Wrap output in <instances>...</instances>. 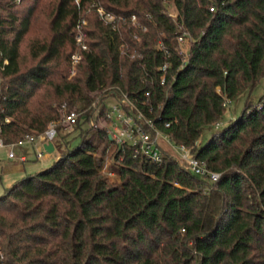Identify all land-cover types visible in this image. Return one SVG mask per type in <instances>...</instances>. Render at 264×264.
<instances>
[{"label": "trees", "instance_id": "obj_1", "mask_svg": "<svg viewBox=\"0 0 264 264\" xmlns=\"http://www.w3.org/2000/svg\"><path fill=\"white\" fill-rule=\"evenodd\" d=\"M94 2L135 15L136 26L113 31ZM79 19L88 49L69 77ZM184 33L191 39L180 67ZM160 41L170 53L164 84ZM263 78L264 0H0V138L9 145L43 133L63 106L82 113L71 132L78 145L67 148L71 133L57 134L59 159L0 196V264H264V94L212 127L226 100ZM145 91L156 127L219 173L216 181L168 152L151 164L105 128L83 129L93 103L103 114L108 93L140 106ZM204 129L212 132L202 144Z\"/></svg>", "mask_w": 264, "mask_h": 264}, {"label": "built area", "instance_id": "obj_2", "mask_svg": "<svg viewBox=\"0 0 264 264\" xmlns=\"http://www.w3.org/2000/svg\"><path fill=\"white\" fill-rule=\"evenodd\" d=\"M74 1L78 5L79 0ZM92 7L103 24L109 26L113 31L118 32L124 26H136L135 15H131L130 18L116 16L113 13L106 11L97 2H94ZM209 11L214 12L215 6H211ZM85 26L86 21L84 19H79L75 25L74 43L76 51L70 57V67L68 70L69 77H74L78 73L79 65L83 59V53L88 49L86 44L87 34L84 29ZM190 39V36L186 33L178 36L177 38L179 47L176 49V53L181 61L180 67H183L186 64ZM184 46H188L187 49H184ZM157 49L162 52L164 56V62L158 68L161 72L160 84H164L166 81V73L170 68V62L168 61L170 53L161 41L158 43ZM4 64H7V62L4 61ZM107 97L113 98V103L108 107L105 106L106 108L102 115L95 107V103H93L92 107L96 109L95 115L96 117L109 121L110 126L106 129L109 139L119 147L130 148L133 158L159 165L162 162V151H165L170 153V155L185 171H188L198 177L207 178L211 181H216L219 178L220 174L208 170L204 162L199 161L192 155L189 147L183 144H175L168 135L162 133L156 127L155 119H159L160 116L156 117V115L153 118L149 117L150 114L155 112L153 107L149 104V100L151 98L150 91L143 92L139 103L140 106L136 105L134 100L129 95L124 93L120 96L108 93ZM228 102L229 101L226 100L224 105ZM143 108H146L145 110L148 115L144 112ZM81 115L82 113L74 111L67 113L65 112V108L63 106V115L61 120L49 122L43 133L38 135H25L18 143L9 145H6L0 138V148L10 149L15 145L21 144L34 145L36 146V159L42 160L48 155L43 146L49 142H51L54 146V141L58 134V127L62 125L66 129L72 128ZM5 122L8 123L9 120L6 119ZM168 126L169 123H165V127ZM215 126L217 128L218 124H215ZM165 146L168 148L166 149ZM8 158H14L11 149L8 152ZM108 175L112 176L110 173Z\"/></svg>", "mask_w": 264, "mask_h": 264}, {"label": "rangeland", "instance_id": "obj_3", "mask_svg": "<svg viewBox=\"0 0 264 264\" xmlns=\"http://www.w3.org/2000/svg\"><path fill=\"white\" fill-rule=\"evenodd\" d=\"M168 9H169V12L171 13V15L175 14L174 9L172 7L168 6ZM187 47L188 46H184V49H187ZM217 91H219L218 88H217ZM263 94H264V78L260 80L258 86L251 93L244 92L241 95H239L236 99L231 100L230 102H228L225 105L226 106L225 113L223 115L222 120L219 121V123H217L218 124L217 127L223 128V126H225L230 120H236L240 116L246 102L250 101L252 103H256L262 97ZM98 98H100V94H98ZM113 101H114L113 98L107 97V98H105L103 103L106 107H108L110 104L113 103ZM84 124H85V126L83 127V129H86V127H88V126L93 127V128L102 127V128L108 129L110 126L109 121H106L102 118L96 117L95 114H94V116H91L90 118H88V121ZM212 127H213V129H216L215 125H213ZM73 130H74V127L70 128V129H66L65 127L60 125L58 127V131H57L58 136L62 137L68 133H71ZM211 132H212L211 130L204 129L202 131L200 143L203 144L205 142V140L209 137ZM79 141H80L79 131H75V132L71 133L65 139V142L67 143V148H69V149L76 147L78 145ZM165 148L167 149L168 147L165 146ZM21 149L22 148H16L15 153L17 154V151L21 150ZM23 149L28 150V147H24ZM31 151L34 154L33 150H31ZM56 153H59V152L57 151ZM55 154L52 155V158L50 160L43 161L45 159V158H43L42 160L40 159L38 161H35L34 159H32V161H33V163H36L37 168H44L43 170H45V169L49 168L50 166H52V164L55 162V161H53ZM29 156L32 158L31 153L29 154ZM34 157L36 158V156H34ZM110 163H111V160L106 158L105 165H109ZM39 172H41V171H39ZM39 172H37V173H39ZM110 178L112 179L111 176H110ZM2 184H4L3 181H2ZM2 193H3V189L0 186V196L2 195Z\"/></svg>", "mask_w": 264, "mask_h": 264}, {"label": "crops", "instance_id": "obj_4", "mask_svg": "<svg viewBox=\"0 0 264 264\" xmlns=\"http://www.w3.org/2000/svg\"><path fill=\"white\" fill-rule=\"evenodd\" d=\"M24 147H28V150L23 149ZM16 148L22 149L18 150L16 154ZM35 148L36 146H32L30 144L15 145L10 148L14 155V158L12 159L8 158V152L10 149L0 148V186L3 191L11 187L15 182L19 181L23 177L29 174H34L39 171H43L44 168H37L36 163H33L32 161V159L38 161L34 157ZM31 150H33L34 154ZM30 153L32 154V158L29 156ZM55 153L56 150L54 148V151L51 154H48L43 161L50 160L52 158V155ZM59 157V154L56 153L53 161L58 160ZM2 181L4 184H2Z\"/></svg>", "mask_w": 264, "mask_h": 264}, {"label": "water", "instance_id": "obj_5", "mask_svg": "<svg viewBox=\"0 0 264 264\" xmlns=\"http://www.w3.org/2000/svg\"><path fill=\"white\" fill-rule=\"evenodd\" d=\"M43 148L48 154H51L54 151V146L51 142L44 145Z\"/></svg>", "mask_w": 264, "mask_h": 264}]
</instances>
